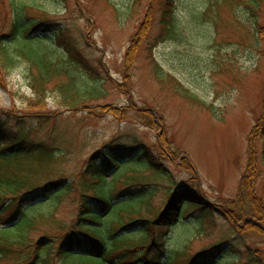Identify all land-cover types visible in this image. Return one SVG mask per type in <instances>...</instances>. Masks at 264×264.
<instances>
[{
  "label": "rangeland",
  "instance_id": "rangeland-1",
  "mask_svg": "<svg viewBox=\"0 0 264 264\" xmlns=\"http://www.w3.org/2000/svg\"><path fill=\"white\" fill-rule=\"evenodd\" d=\"M167 2L0 0V36L12 50L30 39L56 72L45 85L48 110H30L23 98L35 97L30 77L39 72L20 60L7 87H0L2 137L54 150V173L44 183L73 184L55 213L67 226L77 222L82 197L98 204L100 182L87 176L93 171L87 162L95 157L114 201L149 191L158 210L170 192L188 186L218 208L205 220L204 212L187 207L178 225L158 229L164 247L153 254L163 264L171 251L199 256L224 240L230 242L214 251L209 264H264V225L257 231L244 222L248 216L256 223L264 219V210L253 206L254 200L264 205V41L256 36V21L264 27V8L252 9L256 0H174V29L166 38ZM15 25L31 32L16 38ZM154 63L174 83L159 82ZM69 81L100 96L68 108L58 87ZM163 141L179 163L163 156ZM146 149L168 175L156 178L161 186L125 185L126 177L139 173L155 179L144 165ZM227 217L243 230L237 232ZM52 231L41 228L33 240Z\"/></svg>",
  "mask_w": 264,
  "mask_h": 264
},
{
  "label": "trees",
  "instance_id": "trees-1",
  "mask_svg": "<svg viewBox=\"0 0 264 264\" xmlns=\"http://www.w3.org/2000/svg\"><path fill=\"white\" fill-rule=\"evenodd\" d=\"M173 3L174 0H168L164 12L166 38L171 37L174 29ZM256 3L258 5L256 7L251 4L252 9H258L260 5L264 8V0H256ZM257 21V41L260 37L264 41V27ZM18 28L15 25L13 35L16 38L18 33L23 31ZM28 32H31V29L23 31L24 34ZM62 38L64 36L57 38L60 45L65 43ZM23 41V47L12 50L9 42L0 36V87H7V81L18 68L20 60L32 62L39 72L38 75L30 77L35 97L24 96L23 99L30 110L47 111L45 85L56 72H52L51 62L31 47L30 39L24 38ZM154 65L159 82L165 85L174 83L171 74L165 75L158 64ZM41 68L44 71H41ZM58 89L64 97L63 103L73 110L100 96L93 92L83 93L80 86L72 81L60 85ZM150 113L154 114V111H149V115L152 116ZM150 119L151 117L147 118L151 121ZM149 125L156 129L155 122ZM160 146L167 160L180 162L179 156L170 152L164 141ZM143 155L147 159L144 161L145 168L149 172H154L153 180L156 181L139 173L126 177L124 184L139 186L151 183L161 186L156 178L158 176L165 178L168 175L166 168L158 164L149 150L146 149ZM94 159L95 157L87 162V168L93 169L87 176L102 183L95 194L97 197L95 201L98 204L94 205L82 197L78 205L77 222L67 226L57 219L55 213L61 200L72 191L73 184L61 181L44 183V180L54 173L50 171L57 161L54 150L45 145L33 146L26 138L12 142L4 140L0 128V264H53L55 258L60 264H163L160 257L153 254L155 248L163 250L164 247V242H160L156 235L158 229L178 225L187 207L204 212L205 220L214 212H219L218 208L209 204L198 191L188 186L179 187L174 193L170 192L164 207L158 210L153 209V194L149 191L138 198L131 197L123 202L114 201L106 189V171L96 166L93 163ZM192 170L195 171L193 167ZM246 178L242 180L241 192H244L246 187ZM255 201L253 206L257 205L259 209L264 210V205L260 201L256 203ZM42 208L44 212H38ZM220 213L223 214L222 211ZM111 216L115 217L107 224V218ZM227 219L237 232L243 230L238 220L230 217ZM244 222L252 230L257 231L259 226L264 225V219L256 223L249 216ZM41 228L54 231L46 234L41 240L34 241L33 234ZM139 228L140 230H135ZM133 235L139 237L134 240ZM229 242L224 240L205 249L199 256L190 255L187 249L171 251L167 264H209V261H214V251ZM13 257L15 260L12 262Z\"/></svg>",
  "mask_w": 264,
  "mask_h": 264
}]
</instances>
